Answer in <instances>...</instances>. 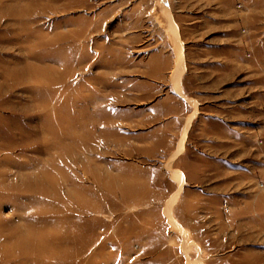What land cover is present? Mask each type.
Returning a JSON list of instances; mask_svg holds the SVG:
<instances>
[{
    "label": "rangeland",
    "instance_id": "rangeland-1",
    "mask_svg": "<svg viewBox=\"0 0 264 264\" xmlns=\"http://www.w3.org/2000/svg\"><path fill=\"white\" fill-rule=\"evenodd\" d=\"M0 264H264V0H0Z\"/></svg>",
    "mask_w": 264,
    "mask_h": 264
},
{
    "label": "crops",
    "instance_id": "crops-1",
    "mask_svg": "<svg viewBox=\"0 0 264 264\" xmlns=\"http://www.w3.org/2000/svg\"><path fill=\"white\" fill-rule=\"evenodd\" d=\"M192 121H193V120H192ZM192 121H190L189 126H188V128L186 129L187 131H188V129H189L190 124H191ZM187 131H186V132H187ZM183 145H184V142H183Z\"/></svg>",
    "mask_w": 264,
    "mask_h": 264
}]
</instances>
